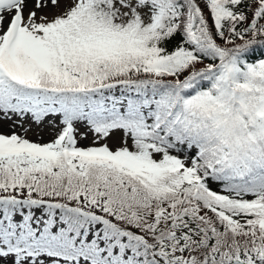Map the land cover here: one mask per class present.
Listing matches in <instances>:
<instances>
[{
	"label": "snow or ice",
	"instance_id": "snow-or-ice-1",
	"mask_svg": "<svg viewBox=\"0 0 264 264\" xmlns=\"http://www.w3.org/2000/svg\"><path fill=\"white\" fill-rule=\"evenodd\" d=\"M0 264H264V0H0Z\"/></svg>",
	"mask_w": 264,
	"mask_h": 264
},
{
	"label": "rangeland",
	"instance_id": "rangeland-1",
	"mask_svg": "<svg viewBox=\"0 0 264 264\" xmlns=\"http://www.w3.org/2000/svg\"><path fill=\"white\" fill-rule=\"evenodd\" d=\"M33 139H35V136H32Z\"/></svg>",
	"mask_w": 264,
	"mask_h": 264
}]
</instances>
